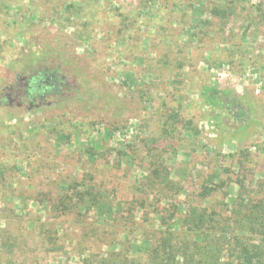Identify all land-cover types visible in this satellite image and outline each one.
Here are the masks:
<instances>
[{"label":"rangeland","instance_id":"374dc122","mask_svg":"<svg viewBox=\"0 0 264 264\" xmlns=\"http://www.w3.org/2000/svg\"><path fill=\"white\" fill-rule=\"evenodd\" d=\"M38 66L67 71L58 94L8 95ZM75 87L89 103L62 100ZM213 89L244 115L216 106ZM155 159L174 187L149 189ZM214 173L227 186L202 201ZM70 179L102 187L116 212L55 216L35 201ZM263 179L264 0H0L2 264H147L131 244L163 232L157 214L225 212L235 183Z\"/></svg>","mask_w":264,"mask_h":264},{"label":"trees","instance_id":"16d2710c","mask_svg":"<svg viewBox=\"0 0 264 264\" xmlns=\"http://www.w3.org/2000/svg\"><path fill=\"white\" fill-rule=\"evenodd\" d=\"M211 15L224 19L229 14L214 8ZM38 67L28 75L27 68L24 67L22 73L25 74L16 75L15 83L9 86L8 95L13 89L18 90L20 86L24 89L28 103L36 96L40 99L42 94L47 92L58 94L63 89L67 71L62 67L60 69L53 66ZM210 92L214 95L213 101L216 106L224 110L234 107L238 112L235 119L244 115L242 106L235 98H227L225 91L213 89ZM84 94L83 90L75 87L65 96L62 95V100L67 102L71 99L87 104L91 98ZM8 99L7 96V104L12 105ZM21 106L23 105L17 104L16 111H21ZM177 119V114L169 117V121L174 123ZM94 151L96 150L88 149L87 153L95 158L98 154ZM106 153L111 151L106 150ZM241 166L243 167L242 164ZM226 171L227 169H224L225 173ZM169 174L168 165L159 163L156 159L152 161L147 178L149 189L163 191L174 187ZM213 178L218 181L216 185L213 184ZM69 181L65 182L59 191L54 186L55 192L36 193L35 201L45 202L55 216L93 212L99 219L104 220L118 209L111 203L102 187L85 183L83 180ZM208 182L210 184L208 183V186L198 193L202 201H208L209 197L227 186L218 173L210 176ZM235 185L238 186L237 194L230 200V209L225 212L190 205L181 216L176 215V210L170 211L168 216L157 214L160 226L165 229L150 240L142 239L140 242L132 243L133 253L144 254L147 264H264V179L256 184V190L253 191L246 189L243 180ZM176 230L185 232L183 238L180 239L175 234ZM225 246V249H228V260L224 262L221 256ZM177 257L180 260H177ZM114 261L118 262L117 256ZM129 264L139 263L131 259Z\"/></svg>","mask_w":264,"mask_h":264}]
</instances>
